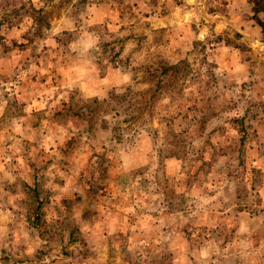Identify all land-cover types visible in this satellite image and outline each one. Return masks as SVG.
<instances>
[{"label":"clouds","instance_id":"obj_1","mask_svg":"<svg viewBox=\"0 0 264 264\" xmlns=\"http://www.w3.org/2000/svg\"><path fill=\"white\" fill-rule=\"evenodd\" d=\"M0 264H264V0H0Z\"/></svg>","mask_w":264,"mask_h":264}]
</instances>
